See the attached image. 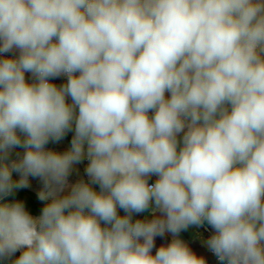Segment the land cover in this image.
Here are the masks:
<instances>
[{"label":"clouds","instance_id":"obj_1","mask_svg":"<svg viewBox=\"0 0 264 264\" xmlns=\"http://www.w3.org/2000/svg\"><path fill=\"white\" fill-rule=\"evenodd\" d=\"M205 225L264 264V0H0V264H208Z\"/></svg>","mask_w":264,"mask_h":264},{"label":"rangeland","instance_id":"obj_2","mask_svg":"<svg viewBox=\"0 0 264 264\" xmlns=\"http://www.w3.org/2000/svg\"><path fill=\"white\" fill-rule=\"evenodd\" d=\"M71 136H72V133H69L64 140H62L61 142L59 143H50L48 145V147L54 149V150H57V151H64L66 150L69 145H70V140H71ZM22 155L23 154V149H14L11 153V155L9 156L8 160L9 162L11 160H14V159H18L19 158V155ZM86 164H87V160H85L83 163H81L80 165H77L76 166V170L72 173V175L69 177V181L70 183L72 182H75L76 180L78 179H85L87 180V176L85 175V172H84V168L86 167ZM13 179H18V174L16 173H13ZM30 180V186L28 188H25L23 190H25L26 192V197L29 199V201H31V203L35 204V203H38V202H42L38 199V193L39 191L41 190V182L38 180V179H34V178H29ZM8 200H16V199H20L18 198L17 196H15L14 194L12 196H9L7 197ZM45 203V202H44ZM26 204V203H25ZM26 206L28 207L29 211L34 214V215H39L40 213V208H34V207H31L29 206L28 204H26ZM121 214H123V212L121 211ZM148 213H144V214H140L139 216H134V219L135 218H143V216H147ZM23 250L21 249L20 251H18L17 253H15L12 257V259H16L19 257V255L21 254ZM6 264H11L10 261L6 262Z\"/></svg>","mask_w":264,"mask_h":264},{"label":"crops","instance_id":"obj_3","mask_svg":"<svg viewBox=\"0 0 264 264\" xmlns=\"http://www.w3.org/2000/svg\"><path fill=\"white\" fill-rule=\"evenodd\" d=\"M26 78L31 80L30 74H26ZM54 82L57 84H62L64 82V79L61 78ZM180 236L181 239H183L189 245V247L194 252H196L197 255L203 256L208 261V264H218L216 258L213 256V254L207 249V247L204 244V241L207 237L199 230L198 227H190L187 231L182 232ZM171 239H172L171 235H167L163 239L157 238L156 247H159L161 244L169 243Z\"/></svg>","mask_w":264,"mask_h":264},{"label":"trees","instance_id":"obj_4","mask_svg":"<svg viewBox=\"0 0 264 264\" xmlns=\"http://www.w3.org/2000/svg\"><path fill=\"white\" fill-rule=\"evenodd\" d=\"M14 195L17 196L18 198L24 200V202L31 207L40 208V209L43 207L44 202H38L35 204L31 203V201H29V199L26 197V192L23 189L16 190L14 192Z\"/></svg>","mask_w":264,"mask_h":264},{"label":"built area","instance_id":"obj_5","mask_svg":"<svg viewBox=\"0 0 264 264\" xmlns=\"http://www.w3.org/2000/svg\"><path fill=\"white\" fill-rule=\"evenodd\" d=\"M155 177L154 178H151L150 179V183H152V182H154L155 181ZM199 228V230L206 236V237H208V236H210L211 235V233H212V229L210 228V227H208L207 225H205V226H202V227H198ZM214 256V255H213ZM215 257V256H214ZM216 258V257H215ZM217 260V259H216Z\"/></svg>","mask_w":264,"mask_h":264}]
</instances>
